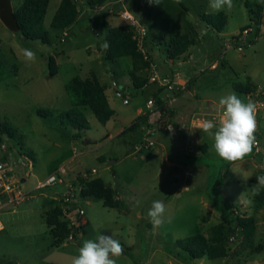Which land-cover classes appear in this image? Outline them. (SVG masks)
I'll use <instances>...</instances> for the list:
<instances>
[{
  "label": "rangeland",
  "instance_id": "obj_1",
  "mask_svg": "<svg viewBox=\"0 0 264 264\" xmlns=\"http://www.w3.org/2000/svg\"><path fill=\"white\" fill-rule=\"evenodd\" d=\"M11 1L14 11H20L24 0ZM61 2L50 0L45 17L50 44L26 39L0 18V128L4 123L16 128L14 137L0 134V160L5 158L15 181L20 186L26 182L24 189L31 190L16 206L5 207L10 203L0 196V208L5 207L0 209V264H71L83 242L99 234L120 241L124 253L117 264H264V202L260 205L252 194L256 177L264 175V0H233L231 9L218 13L208 0H105L95 6L76 0L80 10L85 6L88 20L65 31L51 25ZM126 11L148 27L149 60L142 53L137 60L106 58L100 45L107 41L104 24L131 30L123 19ZM205 14H218L223 30L206 23ZM248 26L262 32L257 40L250 36V45L239 51L242 43L235 37ZM184 35L193 45L188 53L170 58L172 40ZM22 48L35 51L37 60L25 63ZM51 56L57 64L54 76ZM151 64L161 79L178 80L175 92L150 83ZM74 77H96L104 85L116 111L107 124L83 107L89 129L61 122L60 114L75 103L67 90ZM121 91L126 94L118 96ZM231 92L255 102L258 144L244 160L229 163L215 153L213 139L199 124L203 119L218 123V101ZM150 99L175 111L168 137L157 134L162 115L148 107ZM39 109L51 115L41 117ZM140 116L147 120L129 131ZM59 167L66 168L68 183L78 187L77 177L86 172L92 180L101 178L122 202L110 208L96 197L83 198L86 216L74 241L60 233L53 236L47 223L62 205L67 185L34 191L39 180ZM156 200H163L167 209L158 228L147 218ZM232 211L254 218L255 228L251 236L237 228L227 257L191 259L177 244L195 234L209 237L213 227L229 222Z\"/></svg>",
  "mask_w": 264,
  "mask_h": 264
},
{
  "label": "trees",
  "instance_id": "obj_2",
  "mask_svg": "<svg viewBox=\"0 0 264 264\" xmlns=\"http://www.w3.org/2000/svg\"><path fill=\"white\" fill-rule=\"evenodd\" d=\"M104 1L105 0H97L95 2V0H89L88 3L91 6H95L97 4H104ZM49 4L50 0H24L20 11L15 12L21 27L20 33L26 39L38 40L44 44L51 43L49 32L45 27V17ZM80 11L76 0H62L51 23L52 27L63 31L70 29L76 23ZM203 19L218 31L223 30L224 20H222L218 14H205ZM104 26L107 43L109 45L106 53V58L108 60H116L125 57H131L137 60L139 56H142V54H140L141 52L138 50L136 41L133 39V32L128 26L111 27L107 23H105ZM172 41L173 49H175L174 52L169 53V57L172 59L185 53L188 47L194 43L187 35L175 38ZM49 71L52 76L57 75L56 59L53 56L49 59ZM134 74H137L135 68L134 71L131 72L133 78H135ZM147 81L148 80H144L143 83H147ZM135 86L138 90L142 89L137 84H135ZM67 90L73 96L75 103L70 110L60 114V120L64 125L68 123L74 128L81 130L89 129L87 118L85 114L80 111L82 107L89 108L102 124H107V122L115 117L116 111L108 100L106 89L96 77L87 79L74 77L68 83ZM157 109H159L162 115L156 122L157 134L168 137L170 135L169 128L174 122L175 112L164 103H160ZM37 114L44 118L51 115L50 111L43 109H39ZM146 120L147 116H140L128 130H134L139 126V123L141 124L142 121ZM15 131L16 128L8 123H4L0 128V134H8L10 137H14ZM215 187H218V185ZM81 193L85 198L96 197L103 200L106 207L119 208L122 204L117 198L116 190L107 186L101 178L86 183L85 189H83ZM257 200L260 205L264 202V191L257 196ZM60 207L51 212L47 218V223L53 236L56 235L54 233H60V236L67 238L71 230L68 226V222L61 218L63 213ZM237 228L242 229L247 236H251L255 228V219L252 217L245 218L237 216L232 211L229 222L213 227L209 237H205V235L201 233L195 234L186 239L179 240L177 244L191 259H202L204 257H208L209 259L225 258L230 251V237L236 234ZM7 264L14 263L9 262Z\"/></svg>",
  "mask_w": 264,
  "mask_h": 264
},
{
  "label": "clouds",
  "instance_id": "obj_3",
  "mask_svg": "<svg viewBox=\"0 0 264 264\" xmlns=\"http://www.w3.org/2000/svg\"><path fill=\"white\" fill-rule=\"evenodd\" d=\"M149 4H160V0H148ZM209 8L218 13L225 8L231 9L233 0H208ZM101 47L105 50L109 45L105 41ZM24 62L34 63L37 60L35 51L21 49ZM218 106L222 110L219 122L203 119L199 129L213 139L215 153L229 163L242 161L253 152L257 131L256 104L252 100H241L235 92L220 97ZM264 189V175L256 177L253 195H259ZM139 200L136 201L139 204ZM166 204L163 200L153 201L147 211V218L154 228L162 226ZM124 253L120 241L112 235L99 234L95 239H86L78 248V255L72 258L71 264H117V259Z\"/></svg>",
  "mask_w": 264,
  "mask_h": 264
},
{
  "label": "built area",
  "instance_id": "obj_4",
  "mask_svg": "<svg viewBox=\"0 0 264 264\" xmlns=\"http://www.w3.org/2000/svg\"><path fill=\"white\" fill-rule=\"evenodd\" d=\"M123 19L125 22H127L131 26V30L133 32V39L136 41L138 45V50L144 55L146 60H149L147 57V37L149 34L148 27L144 24L139 22L130 12H124L123 13ZM257 28L254 29L251 26H248L244 28L236 37L235 41L242 43L241 45H238V50L243 51L246 46H249L252 42L249 37L252 36L253 40H257L260 37V32H262V29L259 26H256ZM257 31L256 33H254ZM254 33V34H253ZM152 66V64H151ZM152 72L150 75V83H157L162 88L166 89L169 92L174 91L176 87V82L171 80L170 78H163L161 79L158 74L156 73V69L154 66H152ZM155 72V73H154ZM115 86H118V82H114ZM118 96H122L123 94H126V92L121 91L117 92ZM159 100L150 99L148 101V107L149 108H158ZM124 103L128 104L129 100L128 98L124 100ZM258 143L256 142L255 145ZM6 159L3 158L0 160V196L1 198H5L6 201H9L8 206H16L20 205L21 203L25 202L30 195V191L27 189H24V183L23 185H19L18 182L15 181L13 178V168H9L8 164L6 163ZM67 170L65 167H59L57 168L53 173L48 175L43 180H39L35 186L34 191L38 190H44L47 188L60 186L63 184L67 185V192H65L61 199V209L62 213L64 215L65 220L68 222V226L71 230V233L68 237L69 241L77 240L80 237V234L82 232L83 228V220L85 219L86 213L82 206L83 198L82 197V190L85 189L86 183L92 180L91 173H84L78 176V182L79 185L76 186L75 182L68 183L67 180L71 178H67ZM82 180V182H81ZM85 183H84V182ZM82 185L84 187L82 188ZM2 207V208H5ZM0 208V209H2ZM1 223V222H0Z\"/></svg>",
  "mask_w": 264,
  "mask_h": 264
},
{
  "label": "water",
  "instance_id": "obj_5",
  "mask_svg": "<svg viewBox=\"0 0 264 264\" xmlns=\"http://www.w3.org/2000/svg\"><path fill=\"white\" fill-rule=\"evenodd\" d=\"M0 18L7 28L20 32L21 27L15 14L11 0H0Z\"/></svg>",
  "mask_w": 264,
  "mask_h": 264
},
{
  "label": "crops",
  "instance_id": "obj_6",
  "mask_svg": "<svg viewBox=\"0 0 264 264\" xmlns=\"http://www.w3.org/2000/svg\"><path fill=\"white\" fill-rule=\"evenodd\" d=\"M81 10H82V9H81ZM86 13H87V10H85V6H83L82 13L80 12V15H79V17H78L76 23L80 22L81 20H82V21H84V20H88V19H87V15H88V14H86ZM82 16H83V17H82ZM81 17H82V18H81ZM91 22H94V21L91 19ZM76 23H75V24H76ZM75 24H74V25H75ZM74 25H73V26H74ZM110 25H111V24H110ZM73 26H72V27H73ZM72 27H71V28H72ZM100 45H102V44H100ZM189 50H190V49H189ZM106 52H107V50H106ZM187 53H188V51H187ZM169 76H170L171 78L173 77V78L176 79V76H175V75H168V77H169ZM173 78H172V79H173ZM176 81H177V82H176ZM176 81H175L176 84L179 83L177 79H176ZM128 82H131V81H128ZM131 83H132V82H131ZM125 85L128 86V84H127L126 82H125ZM127 88H128V87H127ZM106 92H107V91H106ZM174 112H175V111H174Z\"/></svg>",
  "mask_w": 264,
  "mask_h": 264
}]
</instances>
